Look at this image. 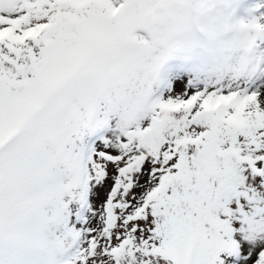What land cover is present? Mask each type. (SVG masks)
<instances>
[{"label":"snow or ice","instance_id":"snow-or-ice-1","mask_svg":"<svg viewBox=\"0 0 264 264\" xmlns=\"http://www.w3.org/2000/svg\"><path fill=\"white\" fill-rule=\"evenodd\" d=\"M0 0V264H264V4Z\"/></svg>","mask_w":264,"mask_h":264},{"label":"rangeland","instance_id":"rangeland-1","mask_svg":"<svg viewBox=\"0 0 264 264\" xmlns=\"http://www.w3.org/2000/svg\"><path fill=\"white\" fill-rule=\"evenodd\" d=\"M238 14L241 17H246L254 14L256 8L260 4H264V0H238Z\"/></svg>","mask_w":264,"mask_h":264}]
</instances>
